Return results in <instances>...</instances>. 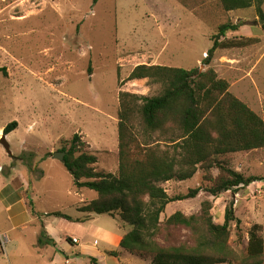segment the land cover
<instances>
[{"label":"rangeland","instance_id":"obj_1","mask_svg":"<svg viewBox=\"0 0 264 264\" xmlns=\"http://www.w3.org/2000/svg\"><path fill=\"white\" fill-rule=\"evenodd\" d=\"M170 4L176 9L172 16ZM229 22L262 27L260 43L247 42L240 29L229 32L223 41L245 43L232 50L236 54L231 57L240 66L232 67L225 60L228 49H219L206 64L212 38ZM262 25L255 10L226 12L220 0H0V67L8 70V76L0 73V191L10 179L19 182L24 178L30 182L24 196H31L36 212L82 216L77 210L80 201L95 200L98 194L90 189L79 192L63 162L54 157L63 142L81 135L98 158L96 168L118 173L120 93L153 97L162 92L160 85L148 79L124 82L139 65L199 68L200 72L213 69L240 97L257 96L258 88L264 92ZM239 51L250 56L245 63ZM243 70L250 74L244 76ZM262 105L256 113L264 117ZM13 123L18 127L6 135L5 129ZM51 152L53 158L47 157ZM225 159L246 176L264 178V149ZM218 175L213 170V176ZM252 185L237 195L227 192L215 198L203 192L195 199L174 202L161 221L179 211L198 215L203 202L209 200L215 222L223 224L225 209L234 200L244 239L238 247L235 224L231 239L237 250L245 249L256 225L264 238V181ZM210 186L201 169L188 181L163 184L170 197ZM8 206L0 199V238L8 239L6 250L0 241V264H47L46 254H38L47 251H54L63 261L69 257L68 264H91L89 259L71 260L78 245L59 225L60 218L44 219L56 228L61 239L58 245L40 247L36 243L41 222L36 224L28 204L15 206L14 219ZM99 219L108 226L116 224L109 215ZM88 240L94 242L91 236ZM159 242L169 246L192 240L187 230L163 226Z\"/></svg>","mask_w":264,"mask_h":264},{"label":"trees","instance_id":"obj_2","mask_svg":"<svg viewBox=\"0 0 264 264\" xmlns=\"http://www.w3.org/2000/svg\"><path fill=\"white\" fill-rule=\"evenodd\" d=\"M220 2L226 12L255 10L264 29V0ZM243 25L229 22L219 27L212 38L214 45L206 64L211 63L219 49L243 47L245 43L222 40ZM0 73L8 76L7 68L0 67ZM144 79L160 85L162 92L153 97L120 93L118 173L99 171L98 158L89 151L90 145L75 134L72 140L63 142L58 152L66 153L63 164L75 188L93 190L98 197L79 207V212L85 215L83 218L62 212L45 216L85 223L93 215H109L118 220L121 228H130L123 235L121 249L141 259H150V264H264L260 226L256 225L250 232L245 249L237 250L233 246L234 224L238 247L244 239L234 200L225 209L223 224L215 222L209 200L203 202L198 215L187 216L179 211L167 221H161L167 207L174 202L195 199L203 192L215 198L227 192L237 195L240 190L264 181L231 168L225 159L264 149V117L237 98L230 91V83L213 69L200 72L199 68L139 65L124 82ZM17 127V123L10 124L4 133L8 135ZM200 169L210 187L190 189L187 194L175 197L168 195L163 184L188 181ZM213 170L219 171L217 177L213 176ZM28 206L34 216H42L35 211L32 201ZM163 226L189 231L192 242L161 244ZM41 227L38 246H55L43 222ZM110 255L119 257L120 253L112 251ZM89 260L91 264H100L95 258Z\"/></svg>","mask_w":264,"mask_h":264},{"label":"crops","instance_id":"obj_3","mask_svg":"<svg viewBox=\"0 0 264 264\" xmlns=\"http://www.w3.org/2000/svg\"><path fill=\"white\" fill-rule=\"evenodd\" d=\"M179 1H181V0H179ZM170 6H171V4L169 5V7ZM170 8L172 10L170 15L172 16L174 14L173 11L176 9L173 6H171ZM249 10H253V9H249ZM237 11H241V10H237ZM232 12H236V11H232ZM243 22L246 23L247 20L244 19ZM261 30H262V27H241L239 31L242 33L243 38H245V39L247 38L248 40H255L254 44H252V45H256V44L260 43V39L258 38V36L261 35ZM234 49H236V48H231V49H228L231 51H228V50L226 51L225 60L227 62H229L228 64H231L232 67L237 68L240 66L239 61L238 60L235 61L234 58L231 57V56H235V54H236V53L232 52V50H234ZM238 50H240V49H238ZM218 53L219 52L217 51L216 55ZM239 53H243V52L239 51L238 54ZM243 54L245 56L243 58V60H244L243 63H245L249 59L250 56L246 55L245 53H243ZM216 72L220 75V73L218 71H216ZM241 72L244 76L250 74V72L249 71L246 72V70H243ZM231 88H233L232 84H231ZM231 88H230V91L232 90ZM258 89L259 90H258L257 96L249 97L250 94L249 95L243 94V97H240L237 94H234V93L233 94L237 98H239L241 101H243L245 104H247L254 112H259L261 110L260 107L263 106L262 104H264V92L260 88H258ZM49 158H53V157H49ZM10 180L11 181L7 185H4V187L1 188L0 199L7 201L8 205H9L7 210L12 215L13 209L15 208L16 205L22 204V203L28 204L29 201H32V200H31V196H27V195L24 196V194L29 189V183L30 182H28V181L26 182V180L24 178H23V181H19V182L18 181L16 182L15 181L16 179H13V178ZM251 186H253V185H251ZM251 186H249L246 189L249 190ZM85 189L86 188L77 189V190L79 192H82ZM85 202H88V201L81 200L80 204L77 207V210ZM37 213H39L42 216L41 217L35 216L36 224L37 223L39 224L40 222L44 223V225H45L44 228L47 232V235L49 236L50 239L54 240V242L56 244L55 246H57L58 241H60L61 239H60V237H58L55 234L56 228L54 227V225L45 223L44 219H45V215H47V213L46 212L45 213L39 212V211H37ZM14 215L15 214L13 213L12 219H14ZM84 216L85 215L82 214V216H78V217L71 216V217L78 219V218H83ZM100 216H102V215H93L91 217V220L88 222H85V223H71V222L64 220V219L60 220L59 225L68 231L67 233L70 234V235H68L69 238H76L79 240V244H78V248H77V250H78L77 254L74 257H72L71 260H74L76 258L89 259V257H92V258L97 259L100 264H107L110 260H115L116 264H139V263L149 264L148 261L141 259L137 256L131 255V254H129V253H127L121 249L120 244H121L123 235L125 234L126 231L130 230L129 227L121 228L120 224L115 219H114V222H116V224L112 225V226H108L106 224H103L100 221V219H99ZM89 236H91L93 238V241H94L93 243L90 240H88ZM40 237H41V231L38 235L37 242L39 241ZM0 241H1V238H0ZM96 241H98V245L95 244ZM36 244L38 245V243H36ZM35 245H34V247H35ZM48 246L49 245H43L40 247H46L47 248ZM46 251H47V249H46ZM112 251L119 252L120 256L119 257L111 256L110 252H112ZM37 253H38V251H37ZM38 254L39 255H45L46 254V256H43V257H45L48 260L47 264H68V263H70L69 257H66V260L63 261L59 257V255L57 253H55L54 251H53V253H51V252L48 253V251H47V253L42 252V253H38Z\"/></svg>","mask_w":264,"mask_h":264},{"label":"built area","instance_id":"obj_4","mask_svg":"<svg viewBox=\"0 0 264 264\" xmlns=\"http://www.w3.org/2000/svg\"><path fill=\"white\" fill-rule=\"evenodd\" d=\"M1 241H2L1 244H2V246L4 247L3 249H6V245H7V242H8L7 237H2V238H1ZM72 241H73V243L76 244V245L79 244V240L76 239V238H73ZM95 244L98 245V241H96Z\"/></svg>","mask_w":264,"mask_h":264},{"label":"water","instance_id":"obj_5","mask_svg":"<svg viewBox=\"0 0 264 264\" xmlns=\"http://www.w3.org/2000/svg\"><path fill=\"white\" fill-rule=\"evenodd\" d=\"M4 142V141H3ZM65 156H66V153L64 152H57L54 157L58 160H60L61 162H64V159H65Z\"/></svg>","mask_w":264,"mask_h":264}]
</instances>
